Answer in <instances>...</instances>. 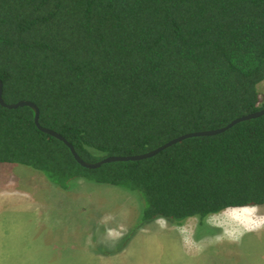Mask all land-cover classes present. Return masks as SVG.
<instances>
[{
    "label": "trees",
    "instance_id": "trees-1",
    "mask_svg": "<svg viewBox=\"0 0 264 264\" xmlns=\"http://www.w3.org/2000/svg\"><path fill=\"white\" fill-rule=\"evenodd\" d=\"M0 79L84 160L142 154L264 107V0H0ZM0 163L133 193L136 227L197 218L211 233V215L264 205V115L87 168L32 107L0 103Z\"/></svg>",
    "mask_w": 264,
    "mask_h": 264
},
{
    "label": "rangeland",
    "instance_id": "rangeland-1",
    "mask_svg": "<svg viewBox=\"0 0 264 264\" xmlns=\"http://www.w3.org/2000/svg\"><path fill=\"white\" fill-rule=\"evenodd\" d=\"M259 94L263 104L264 81ZM139 207L117 187L80 180L62 190L31 167L0 163V264H264V205L211 215V233H198L197 218L136 227Z\"/></svg>",
    "mask_w": 264,
    "mask_h": 264
},
{
    "label": "water",
    "instance_id": "water-1",
    "mask_svg": "<svg viewBox=\"0 0 264 264\" xmlns=\"http://www.w3.org/2000/svg\"><path fill=\"white\" fill-rule=\"evenodd\" d=\"M0 103L1 105L7 107V108H18L20 106H30L33 108V110L35 111V122L37 124V126L44 132L64 141L68 146L69 148L71 149L75 159L84 167H87V168H98L100 167L101 165H103L104 163H108V162H113V161H128V160H140V159H145V158H149V157H152L156 154H158L159 152H161L162 150L166 149L167 147L177 143V142H180L186 138H189V137H194V136H204V135H216V134H220V133H223L225 132L226 130H228L229 128L233 127L234 125H236L237 123L239 122H242V121H245V120H249V119H253V118H257V117H260L262 115H264V107L261 108L260 110L258 111H255V112H252V113H249V114H246V115H243V116H240L238 118H235L234 120H232L230 123H228L227 125L223 126V127H220V128H217V129H211V130H203V131H197V132H189V133H186V134H183V135H180L166 143H164L163 145L151 150V151H148V152H145V153H142V154H136V155H128V156H108L102 160H99L97 162H90V161H87V160H84L79 154L78 152L76 151L75 147L73 146L72 143H70L62 134H60L59 132L51 129V128H48V127H45L43 126L39 119H40V110H39V107L37 106V104H35L34 102L32 101H29V100H20L18 102H14V103H8L4 100L3 98V81L0 79Z\"/></svg>",
    "mask_w": 264,
    "mask_h": 264
},
{
    "label": "crops",
    "instance_id": "crops-1",
    "mask_svg": "<svg viewBox=\"0 0 264 264\" xmlns=\"http://www.w3.org/2000/svg\"><path fill=\"white\" fill-rule=\"evenodd\" d=\"M159 235H161V231L158 232ZM173 247V246H172Z\"/></svg>",
    "mask_w": 264,
    "mask_h": 264
}]
</instances>
